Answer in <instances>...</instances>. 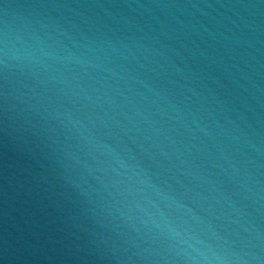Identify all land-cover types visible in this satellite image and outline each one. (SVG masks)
I'll list each match as a JSON object with an SVG mask.
<instances>
[{"label": "water", "instance_id": "1", "mask_svg": "<svg viewBox=\"0 0 264 264\" xmlns=\"http://www.w3.org/2000/svg\"><path fill=\"white\" fill-rule=\"evenodd\" d=\"M0 264H264V0H0Z\"/></svg>", "mask_w": 264, "mask_h": 264}]
</instances>
